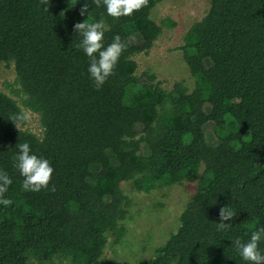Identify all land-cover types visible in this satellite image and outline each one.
<instances>
[{
    "label": "trees",
    "instance_id": "16d2710c",
    "mask_svg": "<svg viewBox=\"0 0 264 264\" xmlns=\"http://www.w3.org/2000/svg\"><path fill=\"white\" fill-rule=\"evenodd\" d=\"M161 1L112 18L92 0H48L47 10L40 0H0V63L14 65L23 105L43 129L40 137L18 130L24 113L0 88V170L12 179L5 193L12 204L0 207V264H105L107 236H121L130 205L121 183L148 193L201 166L210 181H199L177 230L134 264H242L231 241L264 225V0H209L180 48L191 92L134 76L131 58L150 50L162 26H174L150 19ZM92 17L104 20L105 45L115 35L126 45L99 90L73 27ZM209 123L215 147L205 138ZM23 142L49 160L54 190L22 189L13 158ZM225 205L236 215L217 232Z\"/></svg>",
    "mask_w": 264,
    "mask_h": 264
},
{
    "label": "rangeland",
    "instance_id": "374dc122",
    "mask_svg": "<svg viewBox=\"0 0 264 264\" xmlns=\"http://www.w3.org/2000/svg\"><path fill=\"white\" fill-rule=\"evenodd\" d=\"M209 9V0H162L150 14V19L162 26L163 21L172 23L173 27L162 26L161 33L153 46L146 53L134 55V76L147 82L149 76L159 82L162 89L171 91L177 83L182 84L188 92L194 89V79L191 77L183 61L184 36L190 26L200 21ZM136 37H130V43L137 45ZM0 88L3 93L12 98L24 113V123L18 130L29 131L37 137L42 135L39 117L24 107L25 96L16 81L14 65L0 63ZM209 107L205 108L208 112ZM140 130L139 125L135 126ZM230 129V125L225 131ZM207 143L215 147L219 144L217 135L211 123L204 127ZM144 155L148 154L146 147H141ZM99 168H93L98 171ZM207 185L210 181L203 174V167L194 170L180 184L164 186L157 183L154 189L137 192L131 188V183H121V190L129 199L130 205L126 220L121 223L123 232L116 239L107 236V243L102 255L105 264H134L138 261L152 258L155 250L163 245L174 233L179 224V216L191 195L195 192L199 181ZM27 264H37L30 260ZM51 264H69L66 260H55Z\"/></svg>",
    "mask_w": 264,
    "mask_h": 264
},
{
    "label": "clouds",
    "instance_id": "9594fccd",
    "mask_svg": "<svg viewBox=\"0 0 264 264\" xmlns=\"http://www.w3.org/2000/svg\"><path fill=\"white\" fill-rule=\"evenodd\" d=\"M41 5L47 10L48 0H40ZM96 7L103 6L106 15L112 18L129 17L135 11L146 7L148 0H92ZM87 5H85V9ZM84 11L81 15H84ZM74 31L80 37L76 47L88 59L87 74L96 90H99L107 79L114 75V69L126 45L119 35L112 38V42L105 45V25L103 19L92 17L74 24ZM17 151L13 158V167L23 178L21 187L25 191L40 192L54 190L50 185L53 167L49 160L30 148L28 142L15 145ZM12 179L7 172L0 170V207L7 208L12 201L5 196ZM236 212L231 206L225 205L219 210V222L215 230L224 232L232 225L231 220ZM228 221V223H225ZM264 225L250 229L248 238L242 240L239 236L231 241V247L239 257L242 264H264Z\"/></svg>",
    "mask_w": 264,
    "mask_h": 264
}]
</instances>
